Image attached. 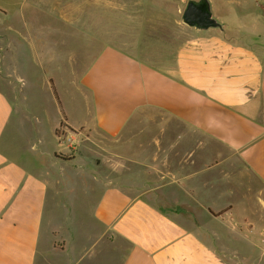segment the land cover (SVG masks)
<instances>
[{
	"label": "crops",
	"instance_id": "obj_1",
	"mask_svg": "<svg viewBox=\"0 0 264 264\" xmlns=\"http://www.w3.org/2000/svg\"><path fill=\"white\" fill-rule=\"evenodd\" d=\"M41 1L0 0V84L11 90L0 87V264H264V28H181L178 41L137 30L96 51L84 28L79 53L55 39L61 28H33L29 12L60 19ZM26 50L64 74L44 72L55 120L8 69ZM63 121L89 140L60 143ZM11 125L14 156L2 149ZM77 191L94 207V236L74 219ZM219 213L227 232L207 230L209 242L201 228Z\"/></svg>",
	"mask_w": 264,
	"mask_h": 264
},
{
	"label": "rangeland",
	"instance_id": "obj_2",
	"mask_svg": "<svg viewBox=\"0 0 264 264\" xmlns=\"http://www.w3.org/2000/svg\"><path fill=\"white\" fill-rule=\"evenodd\" d=\"M187 1L188 0H42L41 4H43L44 7H48L47 9H51L54 12L58 10L60 22L49 17L48 13H45L48 16L40 15L35 12H29L28 15L29 19H32L34 22L33 28H38L39 24H48L56 28H61L62 30L55 34V39L62 41L64 37L67 41L66 48H72L74 46L76 51L82 53L85 51L84 41H86L84 34H81L84 28H91L93 51L98 50L102 44L106 42L117 44L124 42V44L130 45L134 42L133 38L137 30H151L161 37L164 35H171L173 41H178L183 38V28H193L182 21V12ZM210 1L212 3L214 15L223 25L222 28H229L231 32H240V30L244 28H264V0ZM71 28H76L77 33H75V36L68 35V32H71ZM25 54L26 52L24 55L18 54L16 57L11 56V60L9 59L7 65L8 69L13 75H19L25 78L28 88L25 95L28 99V103L38 105L42 103V101H45L52 108L53 120H55L59 115H57L55 101L51 95V90L44 72L49 71V74L53 73L60 79L64 77V74L61 71L53 72V70H47L48 68L43 65L37 66V63L33 60L34 53L31 50L27 51V55ZM81 64H83V62H81ZM81 64H78L79 68H82ZM19 83L20 80L15 78L11 85L13 90L12 100L18 103L20 95H16V93L19 94L16 87L19 88ZM0 87H3L7 93L11 92L10 88L6 85L0 84ZM67 93L68 91L64 92V94ZM14 129V125H11L3 138L2 146L3 151L7 154L9 153L11 156H14V154L17 155L18 147H20V142L17 139ZM77 131L78 130L67 128L63 121L56 129V136L60 143L68 144L71 147L78 146L79 143L82 145L83 142L89 140V132L80 134L79 136L74 135V133L77 134ZM70 134H72V136L74 135L73 140L67 141V137ZM193 135L202 137L204 140L206 139L205 136H201L197 133H193ZM97 136L103 137L102 134H97ZM92 147L99 148V146L95 144L89 145L88 148L94 152H97V150H94ZM211 147L217 148L220 152H224L221 145L212 144ZM71 149L72 148H70V150ZM28 152L30 151L27 149L26 153L29 154ZM87 152L88 151H86V153ZM33 161L37 164V159L33 158ZM257 195L258 191L253 194L256 200ZM84 196L85 195L80 192L77 194V197L80 198L82 202H77L74 219L78 221V225L83 232H89L91 236H94L97 234L99 228L98 226L96 228L95 223L92 221L93 219H91L95 210L88 201L84 203ZM220 203L223 204L224 200L220 201ZM255 204L258 216H262L261 204L258 205L257 202ZM57 208L58 207L55 209L57 220L60 218V220L63 221L64 219L61 216V214L63 215V206L61 209L58 208L59 210H57ZM215 217L217 219L213 220L206 219L205 217L204 222L206 226H203V228L200 226V228L204 230L205 239L209 242H212L213 239L210 237V234L206 233L207 230L212 232L211 229L217 228L227 232V226L223 225V223L225 224V220H229V216L223 217L222 213H219L215 215ZM60 227L65 228L64 223H61ZM213 243L217 242L214 241ZM219 243L221 244V241H219ZM232 243L233 242H230L229 239H225V243L221 245L229 249ZM218 246L221 247L222 250V246Z\"/></svg>",
	"mask_w": 264,
	"mask_h": 264
},
{
	"label": "water",
	"instance_id": "obj_3",
	"mask_svg": "<svg viewBox=\"0 0 264 264\" xmlns=\"http://www.w3.org/2000/svg\"><path fill=\"white\" fill-rule=\"evenodd\" d=\"M182 21L190 27L202 30L223 27L214 15L210 0H188L182 12Z\"/></svg>",
	"mask_w": 264,
	"mask_h": 264
},
{
	"label": "built area",
	"instance_id": "obj_4",
	"mask_svg": "<svg viewBox=\"0 0 264 264\" xmlns=\"http://www.w3.org/2000/svg\"><path fill=\"white\" fill-rule=\"evenodd\" d=\"M73 140V136L72 134H70L68 137H67V141H72Z\"/></svg>",
	"mask_w": 264,
	"mask_h": 264
},
{
	"label": "trees",
	"instance_id": "obj_5",
	"mask_svg": "<svg viewBox=\"0 0 264 264\" xmlns=\"http://www.w3.org/2000/svg\"><path fill=\"white\" fill-rule=\"evenodd\" d=\"M55 93H56V95H57V92H56V90H55ZM58 96V95H57Z\"/></svg>",
	"mask_w": 264,
	"mask_h": 264
}]
</instances>
